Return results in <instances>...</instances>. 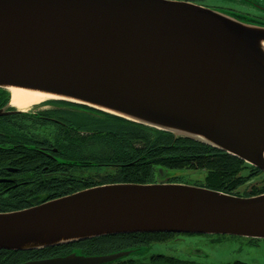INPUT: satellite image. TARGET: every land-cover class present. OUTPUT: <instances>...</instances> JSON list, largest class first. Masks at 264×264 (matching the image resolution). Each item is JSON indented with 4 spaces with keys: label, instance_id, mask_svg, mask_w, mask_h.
I'll return each mask as SVG.
<instances>
[{
    "label": "water",
    "instance_id": "95a60500",
    "mask_svg": "<svg viewBox=\"0 0 264 264\" xmlns=\"http://www.w3.org/2000/svg\"><path fill=\"white\" fill-rule=\"evenodd\" d=\"M12 87L208 144L264 172V24L234 12L172 0H0V88ZM143 232L263 239L264 193L108 183L0 211V250ZM132 252L25 264H105Z\"/></svg>",
    "mask_w": 264,
    "mask_h": 264
},
{
    "label": "flooded vegetation",
    "instance_id": "af4514ba",
    "mask_svg": "<svg viewBox=\"0 0 264 264\" xmlns=\"http://www.w3.org/2000/svg\"><path fill=\"white\" fill-rule=\"evenodd\" d=\"M234 12L248 21L264 24V0H172ZM252 6L258 8L254 9ZM254 9V10H253ZM261 9V10H260ZM253 10V11H252ZM9 90L0 88V211L30 208L43 202L71 195L77 191L108 183L127 182L124 176L130 163L141 159L140 130L162 135L175 143L186 142L173 134L140 124L119 115L104 112L77 101L50 100L28 110L10 105ZM127 139V140H126ZM125 141L128 142L125 145ZM144 141V140H143ZM144 144L145 141H144ZM145 146V145H144ZM170 147L169 145H164ZM135 169V173H139ZM169 173L160 172L156 182L166 181ZM264 176L260 173L258 177ZM161 180V181H160ZM166 233V232H165ZM123 234L132 235L127 237ZM164 234V233H163ZM204 236L245 240L238 250L259 252L264 240L235 235H204L167 233H121L112 235L119 241L116 252L133 251L113 264H198L191 256L180 257L163 253L143 256L144 246L165 244L179 236ZM130 240V241H129ZM126 241L122 245V242ZM85 241L45 247V249L0 252V264H25L87 253ZM131 243V244H130ZM130 244V245H129ZM113 250V249H112ZM7 251V250H6ZM180 260L181 262L179 263ZM232 264H254L235 258ZM109 264V263H105Z\"/></svg>",
    "mask_w": 264,
    "mask_h": 264
},
{
    "label": "trees",
    "instance_id": "16d2710c",
    "mask_svg": "<svg viewBox=\"0 0 264 264\" xmlns=\"http://www.w3.org/2000/svg\"><path fill=\"white\" fill-rule=\"evenodd\" d=\"M147 128L149 127L147 126ZM160 131L164 134L168 133L163 130ZM140 137L146 143L144 144V141L141 140L142 148L140 154L142 157L139 161H134L133 163H130L126 168H124V176L127 182L122 183L133 182L139 184H152V182H156V179L160 177V169L162 168L167 173L169 170L184 171L187 169H198L205 172L203 176L204 178L195 181L193 183L194 185L197 184L203 187H208L214 190H220L225 193L244 197L258 195L264 192V181L260 188L257 185L253 184L250 190L247 189L251 180L258 179L259 174L263 173L262 170H259L251 164L245 163L241 159L236 158L231 154H226L216 147L214 148L208 144H203L189 138H180L176 136V138L180 140L183 139L188 143H175L173 139L170 140L166 136L155 135L154 137L148 132L146 133L142 130H140ZM127 144L128 142L125 141V145ZM164 145H169L170 147H166ZM135 169H139L140 172L135 173ZM167 177L168 178L166 179L172 183H188L187 178L177 177V174L175 173L168 174ZM159 234L161 236H165V234L167 233ZM123 235L132 237V235L129 234ZM125 243L126 241L122 242V245ZM84 244L89 255L90 253H100L102 252V250H104L105 253L111 254L112 252H116L115 249L120 243L119 241L114 240L112 235H105L89 239L85 241ZM2 251L11 253L16 252L15 250H0V252ZM178 261L179 263L181 262L180 260Z\"/></svg>",
    "mask_w": 264,
    "mask_h": 264
},
{
    "label": "rangeland",
    "instance_id": "374dc122",
    "mask_svg": "<svg viewBox=\"0 0 264 264\" xmlns=\"http://www.w3.org/2000/svg\"><path fill=\"white\" fill-rule=\"evenodd\" d=\"M254 9L257 7L252 6ZM253 9V10H254ZM252 10V11H253ZM261 10V9H260ZM5 90H9L5 88ZM10 93V91H9ZM11 95V94H10ZM11 101V100H10ZM169 174H177V177H185L188 183L193 184L195 181L203 179L204 171L202 170H169ZM161 181V180H160ZM264 176L258 179L251 180L249 183L250 190L252 185L255 184L259 188L263 184ZM171 183V182H170ZM183 183V182H181ZM187 183V182H186ZM212 237L204 236H179L176 239H171L165 244H152L151 246H144L138 252L143 256L144 254L150 253H163L180 257L191 256V259L196 260L198 264H232L231 262L235 258H244L249 263L254 264H264V240L261 243V248L259 252H250L247 248L242 251L238 250V245L243 244L249 246L245 240L235 241L233 238H222L220 241L212 240Z\"/></svg>",
    "mask_w": 264,
    "mask_h": 264
},
{
    "label": "bare ground",
    "instance_id": "6f19581e",
    "mask_svg": "<svg viewBox=\"0 0 264 264\" xmlns=\"http://www.w3.org/2000/svg\"><path fill=\"white\" fill-rule=\"evenodd\" d=\"M10 91L11 105L16 109L28 110L39 103H43L52 99V95H45L32 90L22 88H8Z\"/></svg>",
    "mask_w": 264,
    "mask_h": 264
}]
</instances>
